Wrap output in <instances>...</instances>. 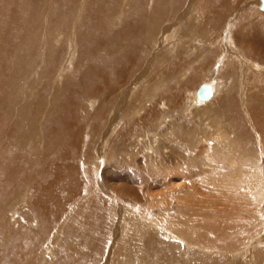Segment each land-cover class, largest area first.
<instances>
[{"label": "rangeland", "instance_id": "1", "mask_svg": "<svg viewBox=\"0 0 264 264\" xmlns=\"http://www.w3.org/2000/svg\"><path fill=\"white\" fill-rule=\"evenodd\" d=\"M241 1L253 9L249 17L233 12L224 25L198 23L188 36L186 17L160 0H145L137 12L124 8L127 0L109 3L112 37L143 16L148 22L138 38L101 45L109 34H84L92 0H60L58 9L45 0L36 64L18 84L23 103L44 90L41 128L70 79L90 68L116 78L120 65L129 75L74 102L80 154L68 167L83 181L67 187L45 226L32 197L39 170L29 172L21 195L0 206V251L11 228L32 244L20 264H157L149 253L166 264H264V12L261 0ZM210 79L221 88L200 105L196 92ZM31 144L30 159L48 144L41 129Z\"/></svg>", "mask_w": 264, "mask_h": 264}, {"label": "bare ground", "instance_id": "2", "mask_svg": "<svg viewBox=\"0 0 264 264\" xmlns=\"http://www.w3.org/2000/svg\"><path fill=\"white\" fill-rule=\"evenodd\" d=\"M92 1L94 2L93 9L92 12L87 15L88 24L85 27L84 34L86 36L95 34V32L109 34L111 38H109L108 42L102 39L101 45L103 43H113L117 40H124V38H138L135 36H138L141 31L140 28L142 27L145 29V25H147L148 17L141 16V18L137 16L141 18L139 23L135 22L132 26L129 25L131 28L126 24L116 36L112 37L115 32L113 31L112 35L108 32L109 25L111 26L110 20L112 21V19H110L111 12L116 10H112V3L118 6L120 0ZM127 2L128 4H126L124 8L126 9L129 6L130 10L137 12L135 11L136 9L144 7L142 4L145 0H127ZM190 2L193 3V5H189ZM241 2V0H160V3H163V5L169 4L168 7L172 8L173 6L175 10L178 9L180 12H183L181 15L179 12V16L182 17H179V20L182 21V19L186 17L185 21L182 22L185 29L182 28V30L187 36L196 31L194 28H196V24L198 23H200V28H202L203 25H211V27L224 25V23L230 21V19L241 10L244 11L241 18L249 17L253 9L249 10L250 7L241 9ZM254 2L256 3V1ZM53 3L58 9L59 7L57 6L60 5V0H53ZM109 3H111V9L108 6ZM44 4L45 0H0V206L12 199V196H20V186L23 185L24 178L28 176L27 178L31 180L32 178L30 179L27 174L29 172L31 173L32 170L34 172L39 170V179L34 180L35 184L32 190V192L34 191L32 197L36 196V200H33L35 205H33L35 211L39 213L43 220L45 219L43 223L47 226L50 220L46 221V219H50V215L53 218L52 211L50 212L48 210H52L54 205H57L56 207L58 208L60 199V204L63 203V198L68 196L69 190L67 187L70 184L80 185V182L83 181L84 174L81 171L79 172L74 164L70 166L72 169L68 167L71 160L79 153L77 150L80 149L79 137L81 136L78 132L79 123L76 118L74 102L78 103L80 101L78 98L79 96L94 97V95H101L103 89L111 80H118L120 84H123L128 72H125V67L123 65H118L119 67L116 68L117 72L115 73L117 74L116 78L115 76L112 77L109 71L97 68H90L77 78L72 77L73 79L67 81L68 92L65 98L57 105L53 113L48 115L49 119L47 125L41 128L39 124L40 112L38 108L44 105L43 101L41 102L39 100V97L41 99L45 97L44 90L40 92L43 97L40 96L39 93L36 100L32 99L29 102L23 103V101L20 100V89L18 88V84L20 80L25 79L28 74H30L33 65L36 64L35 48L40 33L39 23L44 18V13L41 14ZM121 4L123 5L122 0L120 2V5ZM193 7L195 8L194 12H196V14L190 16ZM233 12H236L235 15H232ZM128 13L132 12L130 11ZM117 14L116 16L118 17ZM200 17L203 18V21L199 19ZM190 19L195 22L191 23ZM251 24H254L252 27L257 25L256 23ZM250 37H253V40H257V42L261 41L257 36L251 35ZM257 42L255 43L257 44ZM54 63L58 65L60 59H56ZM206 84H210L213 87V96L206 101H202L197 97L196 92V102L200 103V105L210 101L212 102V99L215 98L220 90L219 87L221 88L220 83L215 79H210ZM75 86L77 88L73 89ZM126 93L127 92H125V94ZM46 108L47 104L42 111H45ZM256 119L257 121L260 120L258 115ZM40 129L43 131V136H45V140L48 141V144L45 146L44 151L38 152L30 159V155L26 153V148L32 145L31 141L36 133L39 136ZM5 139L8 141V145L3 142ZM115 140H117V137ZM115 143L116 141L114 144ZM59 148L61 150L63 149V152L60 150L62 153H59L60 155L57 159L49 161L50 157H53L51 156L52 152ZM15 149L17 152H14ZM33 174L31 173V175ZM67 203H69V201ZM2 213L0 218L4 216ZM174 234L177 235L176 233ZM4 235L5 237L1 236V238H3L2 240L7 239V242L5 243L2 241L1 249H5L3 252L2 250L0 251V264H20L26 252L32 249L30 240L23 232H14L11 228L8 231L6 230V234ZM262 236L264 238V229L262 231ZM149 254L148 258L150 261L151 256H153L156 259L159 258V262L161 261V263L166 264L161 253L159 256H156L157 253ZM164 257L169 259L166 255ZM159 262L157 260L156 263L159 264Z\"/></svg>", "mask_w": 264, "mask_h": 264}, {"label": "water", "instance_id": "3", "mask_svg": "<svg viewBox=\"0 0 264 264\" xmlns=\"http://www.w3.org/2000/svg\"><path fill=\"white\" fill-rule=\"evenodd\" d=\"M261 10L264 11V0H261ZM213 96V87L210 84H203L197 91V97L206 101Z\"/></svg>", "mask_w": 264, "mask_h": 264}]
</instances>
